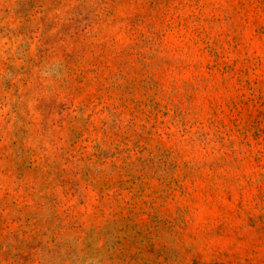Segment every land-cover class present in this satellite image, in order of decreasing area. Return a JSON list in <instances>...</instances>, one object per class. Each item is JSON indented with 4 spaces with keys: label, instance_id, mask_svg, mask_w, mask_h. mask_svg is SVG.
<instances>
[{
    "label": "rangeland",
    "instance_id": "374dc122",
    "mask_svg": "<svg viewBox=\"0 0 264 264\" xmlns=\"http://www.w3.org/2000/svg\"><path fill=\"white\" fill-rule=\"evenodd\" d=\"M0 264H264V0H0Z\"/></svg>",
    "mask_w": 264,
    "mask_h": 264
}]
</instances>
